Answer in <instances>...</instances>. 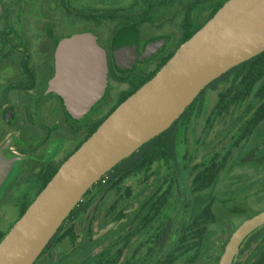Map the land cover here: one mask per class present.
Segmentation results:
<instances>
[{
    "label": "rangeland",
    "instance_id": "rangeland-1",
    "mask_svg": "<svg viewBox=\"0 0 264 264\" xmlns=\"http://www.w3.org/2000/svg\"><path fill=\"white\" fill-rule=\"evenodd\" d=\"M178 2L146 12L143 6H133L137 0H105V7L92 5L89 8L109 12L110 16L100 23L90 22L87 15L80 14L86 7H77L73 11L78 14H71L61 0H0V32L8 30L13 34L14 47L56 49L63 39L83 34L94 36L100 46L99 42H105L110 48L115 42V50L121 45L133 44L140 53L149 42L162 38L168 41L163 52L168 50L171 54L184 44L182 26L189 6L195 7L191 15L195 25L206 21L216 7ZM8 21L10 29L6 26ZM157 58L137 62L131 68L121 67L117 81H112L108 88L105 104H114L118 92L127 90L139 76L154 71ZM230 81L228 76L221 77L206 90L202 113L193 119L188 133L180 138L177 155L179 168L185 167L182 175L174 176L171 169L158 161L149 170L122 173L111 182L106 178L83 199L75 217L66 223L62 232L74 227V233L52 247L35 264H164L180 239L188 238L192 245L197 243L198 232L185 230L193 227L210 202L216 221L200 235L198 251L187 248L174 264H217L237 227L264 210V121L239 146H234L233 140L240 110L233 108L208 121ZM96 108L85 118H70L69 122L62 116V139L71 132H79V135L76 146L69 141L62 144L61 156L64 157L60 164L90 133L91 130L83 137L82 127L94 126L103 119H99L101 114H108V107L105 106L104 113H98ZM229 149L232 153L228 164L216 183L203 193H193V167L215 152L224 153ZM114 174L112 172L111 177ZM29 180L10 183L9 196L0 198V237H5L18 221L23 200L34 198L40 191L42 184ZM172 182L174 191L166 208L151 225L134 233L146 212L142 206L160 188ZM119 251L121 254L117 257Z\"/></svg>",
    "mask_w": 264,
    "mask_h": 264
},
{
    "label": "water",
    "instance_id": "water-1",
    "mask_svg": "<svg viewBox=\"0 0 264 264\" xmlns=\"http://www.w3.org/2000/svg\"><path fill=\"white\" fill-rule=\"evenodd\" d=\"M166 42L150 43L144 57ZM262 52L264 0L226 1L61 164L0 242V264H35L64 220L105 173L167 130L213 81ZM107 70L106 52L94 36L65 38L55 49L49 90L61 96L73 118L80 119L103 96ZM3 168L0 158V176ZM263 224L264 210L244 220L218 264H231L242 241Z\"/></svg>",
    "mask_w": 264,
    "mask_h": 264
},
{
    "label": "flooded vegetation",
    "instance_id": "flooded-vegetation-1",
    "mask_svg": "<svg viewBox=\"0 0 264 264\" xmlns=\"http://www.w3.org/2000/svg\"><path fill=\"white\" fill-rule=\"evenodd\" d=\"M61 1L71 14H78V12H74L77 7H86L84 10L81 9V15H87L90 22H105V9L99 11L89 9L92 5L105 7V0ZM175 1L137 0V3L133 6H143L147 12L153 7L169 6ZM177 1L182 5L192 2L191 5L195 6L208 5L213 7L221 2V0ZM6 26L9 29L11 28L9 21ZM0 33L2 35L0 38V158L4 167L0 176V198H2L9 196L8 194L11 191L8 190V186L14 181H23L30 178L29 181L42 184L48 173L56 166L61 165V160L64 157L61 156L62 144L69 141L71 144L74 142L76 146L79 132L75 134L69 133L65 140L60 135L62 116L68 118L67 122L75 118L67 109H64L61 96L49 90L50 80L55 73V48L49 49L46 46L35 48L28 45L14 47L13 34L9 33L8 30ZM10 35L11 38L9 37ZM21 36H23V33H21ZM98 38L99 36H97ZM160 40L165 39L153 40L147 46ZM99 43L107 56V86L103 96L83 118L92 113L94 108H96L95 106H97L95 110H98V113L105 111V106L108 107L107 113H109L124 93L146 76H139L136 82L131 83L127 90L118 92L117 97L114 99V104L111 105L109 102L105 104L108 88L112 81H117L121 67L131 68L137 62L144 63L158 56L154 66V70H156L170 52L168 50L163 52V48L168 41L158 51L148 57H144L147 46H144L140 53L133 44L121 45L115 50V42L110 44L112 45L110 48L105 42ZM123 49H127L126 53H121ZM15 55H18V57L15 58ZM127 64H130V66H127ZM101 115L99 119L105 117V113ZM92 128L93 125L82 127L84 135L81 132L82 130L80 132L83 137H86L88 131ZM139 227L138 222V227L135 228L134 233L148 226ZM119 254H121V251L116 256L118 257Z\"/></svg>",
    "mask_w": 264,
    "mask_h": 264
},
{
    "label": "trees",
    "instance_id": "trees-1",
    "mask_svg": "<svg viewBox=\"0 0 264 264\" xmlns=\"http://www.w3.org/2000/svg\"><path fill=\"white\" fill-rule=\"evenodd\" d=\"M226 1L228 0L220 2L218 5H216V7L214 6L215 8H213V13L210 15V17L202 24L196 25L193 24L191 20V15L195 7L189 6L190 8L185 12L182 26V29L185 33L183 37V43L191 38L195 34V32L198 31L222 7V5ZM108 13L109 12H105V19L110 16L108 15ZM174 53L175 52L171 54L169 53L168 56L164 58L163 61L158 65L156 70L147 74L141 81H139L136 85L125 92L124 95L118 100L116 105L112 107L109 113L99 123L93 126L85 140H87L96 131L100 124L124 100H126L130 95L136 92L143 84L149 81L174 55ZM224 76H228L229 78H231V81L229 82L228 87L225 89V91L220 94L219 101L208 121L210 123L212 117L216 115L222 116L224 113L231 111L233 108L240 110L241 113L235 121V127L237 130L233 140L234 146H239L243 142H246L253 135L256 128L264 121V52L232 68L221 77ZM218 79H216L215 81H217ZM215 81L208 85L197 96L194 102L184 110L183 114L174 123H172V125L167 130H165L149 142L145 143L130 157L122 160L112 170L105 173L102 178L84 194L81 202L88 194H90V192L94 188L101 186V183L103 180H105L106 176L108 177L107 180L111 182L112 180H114V178L120 176L122 173L130 174L138 172L141 169L149 170L150 167L158 161L162 162L163 165L167 167V169H171L174 176L178 177L182 175L185 167L182 168L181 166V168H179L180 163L177 155V147L181 140L180 138L188 133L193 119L195 117H198L202 113L204 107V95L206 93V90L209 89ZM63 107L64 109H66L64 104ZM231 153V149L225 151L224 153L215 152L207 160L193 167L191 180V190L193 191V193H203L210 189L216 183L221 173L225 170ZM59 167H55L50 171V173H48L45 180L42 182L41 189L37 193V195L56 174ZM112 172L115 173L113 177H111ZM173 186L174 182L168 184L165 188H160L158 192H156L148 201L145 202L142 208L146 209V212L139 220V228L149 226L156 218H158L163 209L166 208L169 203V200L174 191ZM36 196L32 199L23 200L20 217L25 213L30 204L35 200ZM81 202L78 204V206H75L69 216L64 220L60 228L57 230L56 235L47 245L38 260L42 257V255L52 249V247L74 233V227H70L64 233L62 232L65 228L66 223L71 218L75 217V211L79 207ZM215 221L216 217L213 211V203L210 202L203 208L193 227H189L188 230H185L186 232H198L199 236L197 235L196 237L198 239L197 243L192 245V243L190 244L188 238L180 239L176 244L171 258L165 261L164 264H174L176 262V258L180 257L182 255V252H184V250H186L187 248L198 251V245L200 244L201 240L200 235H202V233L207 229L210 223ZM3 238L4 236L0 237V242ZM220 257L217 260V264ZM231 264H264V224L253 230L242 241L239 247V251L233 258Z\"/></svg>",
    "mask_w": 264,
    "mask_h": 264
},
{
    "label": "built area",
    "instance_id": "built-area-1",
    "mask_svg": "<svg viewBox=\"0 0 264 264\" xmlns=\"http://www.w3.org/2000/svg\"><path fill=\"white\" fill-rule=\"evenodd\" d=\"M106 178H108V177L106 176L105 179H106ZM77 206H78V204H77Z\"/></svg>",
    "mask_w": 264,
    "mask_h": 264
}]
</instances>
